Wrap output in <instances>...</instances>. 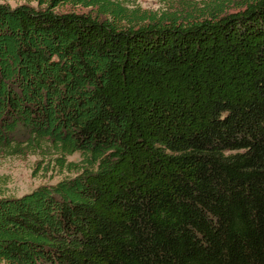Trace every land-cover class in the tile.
<instances>
[{"label": "trees", "instance_id": "trees-1", "mask_svg": "<svg viewBox=\"0 0 264 264\" xmlns=\"http://www.w3.org/2000/svg\"><path fill=\"white\" fill-rule=\"evenodd\" d=\"M37 2L0 0V156L73 175L0 194V264H264V0Z\"/></svg>", "mask_w": 264, "mask_h": 264}, {"label": "rangeland", "instance_id": "rangeland-1", "mask_svg": "<svg viewBox=\"0 0 264 264\" xmlns=\"http://www.w3.org/2000/svg\"><path fill=\"white\" fill-rule=\"evenodd\" d=\"M12 6L23 3L37 5V0H5ZM130 10H138L139 13H171L190 15L209 11L217 2L222 0H115ZM224 7L227 11H236L239 0H226ZM59 11H75L86 13L93 11L89 7L62 5ZM97 8L93 13H96ZM69 160L79 161L80 155L69 156ZM40 155L28 156H0V194L5 196H20L40 185L54 184L66 176L73 175L67 170H60L54 165H47Z\"/></svg>", "mask_w": 264, "mask_h": 264}]
</instances>
